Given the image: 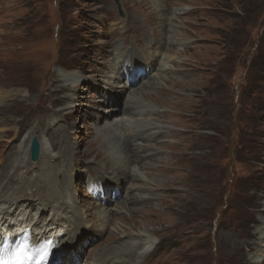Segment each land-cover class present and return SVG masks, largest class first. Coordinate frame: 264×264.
Instances as JSON below:
<instances>
[{
	"label": "rangeland",
	"instance_id": "374dc122",
	"mask_svg": "<svg viewBox=\"0 0 264 264\" xmlns=\"http://www.w3.org/2000/svg\"><path fill=\"white\" fill-rule=\"evenodd\" d=\"M169 1L170 20L162 29L171 42L155 54L158 66L168 61L166 71L116 68L113 75L109 66L131 47L140 51L133 28L161 34L164 19L151 6L165 12L159 7L165 0H0V174L31 136L48 143L57 167L64 158L72 166L82 162L65 178L88 221L81 225L76 264H91L114 247L132 250L129 264H264V240L254 248L264 223V0ZM134 76L146 77L131 86L142 91L144 108L136 105L141 113L128 118L153 119L144 117L148 106L159 114L157 129L141 143L138 166L146 179L126 178L122 190L113 187L104 199L86 172L112 177L101 167L110 170L113 162L103 161L109 149L97 131L117 116L103 118L110 105L103 90L109 77H118L110 83L119 88ZM72 81L74 93L64 87ZM115 105L122 111L125 100L117 97ZM124 136L112 145L114 153L128 142ZM139 143L131 138L123 150L132 153ZM63 147L68 151L61 158ZM40 159L20 163L2 193L26 191L44 171L53 173L55 167ZM63 179L52 176L53 182ZM130 184L137 186L129 193L138 201L127 205ZM98 217L108 218L103 232ZM143 239L157 245L134 258Z\"/></svg>",
	"mask_w": 264,
	"mask_h": 264
},
{
	"label": "bare ground",
	"instance_id": "6f19581e",
	"mask_svg": "<svg viewBox=\"0 0 264 264\" xmlns=\"http://www.w3.org/2000/svg\"><path fill=\"white\" fill-rule=\"evenodd\" d=\"M171 5L172 3L169 0H165L164 5L160 4L159 7L166 9V13L163 11L157 12V10L151 6L152 10L155 12V15L157 17H161L162 21L164 19L162 25L158 24L161 27V34L157 36V34H154L151 31L137 29L135 31L136 27L133 28L132 35L134 38V43L141 47L139 49L140 51L136 52V50H134L135 48L131 47V51L126 56H124L120 62L116 61L112 67L109 66V69H111L110 74H118V69L116 71V68H120L121 72L119 73H123L124 71L129 73L130 69L140 70L142 68L148 70L156 69L157 72L166 71L165 69L168 65V61L166 62L163 59V63L161 64V66H158V64L156 63L155 54L161 55L163 46L166 45V43L168 44L171 42L170 35L168 36V39L163 37L167 35L169 30L162 29V27H164V23L170 20L168 19L166 14L168 6L170 9ZM157 27L159 28V26ZM140 32L143 34V37L140 36ZM148 36L153 37L152 42H147ZM146 44L148 45V47H146L148 49L145 48L146 50L141 51ZM122 77L123 75L121 76V78ZM62 79L64 82L67 81L65 77H62ZM112 79L114 80V82H117L116 80L118 79V77H109V79H106V84L103 90V98L106 99V101H108L110 105L109 107H106V111L108 113L103 115V118L106 119L110 118V116H117V119L114 125H104L105 127H108L103 128V130L100 129L99 131H97L102 132V135H100L99 133V137L103 140L102 148L109 149L107 155L104 156L103 161L106 163L113 162L110 166L113 169H106V167L108 166H105V164L102 163L101 167H104L105 171L110 173L112 177L110 179H107V177L103 176V174L100 172H98L95 177L93 168H88L86 170V172L91 176V183L96 184L95 191L97 193L99 192L98 194L100 195V197L104 196V199H108L105 197V195L109 189L114 187L117 190H122L121 185L122 183H124L126 178H129L132 182H138L141 179H146V177L142 173V167L138 166V162L144 157L142 151L145 149V147H142L141 143L147 142L149 140V134L153 130L157 129L155 121H157L159 117V114L155 111L156 109H151L150 106H148L150 110H147V115L144 117L151 115L153 119L144 118L141 121H137L130 120V118H128L131 116L133 117L135 114L141 113V111L136 109V105L141 104L142 107L141 105L139 107L144 108V104L141 102V100H138L139 97H141L142 99V91L135 90V88L131 86L142 84L144 80H146V77L143 79H137L134 76L133 79L129 82L130 84L127 85L126 83H124L119 88H114L112 86L113 84L110 83V80ZM73 84L74 82L72 81L71 84L65 85L64 87H68L70 91L74 93L75 86H73ZM148 85L147 83L145 84V86ZM73 96H76V94H74ZM117 97H122L123 100H125V105L122 111L115 109V104H117ZM103 104L106 105L105 101L103 102ZM56 121L57 120H54L53 123ZM121 134L125 135L124 137L128 139V142L131 140V138H136L139 140L140 143L137 144L136 150H133L132 153L130 151L127 152L126 150H123V146L127 145L128 142L125 144H118L117 147H114L117 153L113 152V146H115L114 143ZM32 137L33 136L30 137V140ZM41 140L42 141H39L41 156L40 160L43 163V166H45V164H47L48 166L50 164L53 165L55 167V169H52L54 174L52 172L46 173L44 171V177L37 181V186H33L34 182L25 185L26 187L30 186L31 188H28V190H26L31 192L29 197H26V191H23L22 187H20V189L18 188L17 190L14 189V193H12L11 195H8V192L6 193L5 191L2 193V189L4 188V181L10 180V173L12 171L20 169V163L29 160L30 141L27 146H24L22 148L19 147L18 150L13 153L10 163H8L9 165H7V167H5L3 172L0 174V240L8 237L9 241H15L17 238L21 237L23 239L29 240L33 245H38L40 243L48 244V242H51V247L49 248V258L51 264H76V262L78 263V260L82 258L79 245L82 237H84L82 226H84V224H86L88 221L86 219L84 220L82 212L77 205L78 203L75 200L73 189L70 185H68V182L66 185L65 178H67V175L71 174L69 170H71L72 172V169L81 166L82 162L78 159L76 165L72 166V162H68V160L66 161V159L64 158L62 161V165L57 167L55 163L57 156L52 154L49 149L48 143L44 139ZM61 142H64L63 137L61 139ZM67 151L68 149L66 147H63L62 155L60 157L62 158V156L67 153ZM93 162L95 163L96 161ZM59 173L63 174V182H53L52 176H56ZM64 185H66L67 188ZM133 186L136 185L130 184L127 187V195H124L127 205H131V203L136 201L134 197L129 193ZM33 187L39 190L34 191L36 189H33ZM43 192H45L46 195H42ZM118 197L120 196H117L116 198ZM140 201L143 204H146V200L143 199ZM35 206L38 207L37 212L32 214ZM45 211H49L48 217L45 216L43 219L41 217H38V215L41 216ZM127 212L129 213L130 211ZM107 220L108 218L103 221L100 217L96 219L97 222L101 223L100 228L102 232L106 230ZM257 232L260 236V241L254 246L255 249H257L259 247L258 245H260L264 240V223L261 225ZM142 241L143 246L141 245V247L139 248L140 251L137 252L138 250H136V256H134V253L132 254L134 258L140 257L143 254L145 255L152 253L157 245V243L149 242L145 239H143ZM114 248H111V250H101L96 254L95 257H93L91 264H129L130 262H128V259L131 256L130 253L132 252V250L130 249L131 251L127 252L125 248L121 247L119 249L120 251L123 249V251H121V253H117L115 251V249L117 248ZM86 258H92V256L89 255V252L86 255ZM262 262L263 261H261V263Z\"/></svg>",
	"mask_w": 264,
	"mask_h": 264
},
{
	"label": "snow or ice",
	"instance_id": "6c2138e0",
	"mask_svg": "<svg viewBox=\"0 0 264 264\" xmlns=\"http://www.w3.org/2000/svg\"><path fill=\"white\" fill-rule=\"evenodd\" d=\"M51 247V242L43 247V257L46 260L48 256V250ZM6 253L0 248V264H28L29 261L33 259V254L30 251V245L24 241L20 245H17L14 250V255L5 259Z\"/></svg>",
	"mask_w": 264,
	"mask_h": 264
},
{
	"label": "water",
	"instance_id": "95a60500",
	"mask_svg": "<svg viewBox=\"0 0 264 264\" xmlns=\"http://www.w3.org/2000/svg\"><path fill=\"white\" fill-rule=\"evenodd\" d=\"M120 14H122L120 7L116 4ZM40 157V143L37 136H33L29 144V160L31 163H37Z\"/></svg>",
	"mask_w": 264,
	"mask_h": 264
}]
</instances>
